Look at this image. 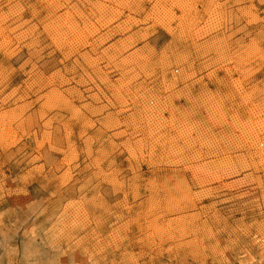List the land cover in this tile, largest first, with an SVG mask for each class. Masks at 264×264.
Returning a JSON list of instances; mask_svg holds the SVG:
<instances>
[{
  "label": "rangeland",
  "instance_id": "1",
  "mask_svg": "<svg viewBox=\"0 0 264 264\" xmlns=\"http://www.w3.org/2000/svg\"><path fill=\"white\" fill-rule=\"evenodd\" d=\"M49 1L0 0V264H264V0Z\"/></svg>",
  "mask_w": 264,
  "mask_h": 264
},
{
  "label": "bare ground",
  "instance_id": "2",
  "mask_svg": "<svg viewBox=\"0 0 264 264\" xmlns=\"http://www.w3.org/2000/svg\"><path fill=\"white\" fill-rule=\"evenodd\" d=\"M47 1H48V0H47ZM50 1H51V0H50ZM50 1H49V2H50ZM117 1H118V0H117ZM125 1H126V0H125ZM125 1H124V2H125ZM140 1H141V0H140ZM18 2H19V1H18ZM54 2L56 3V1H54ZM67 2H68V1H67ZM86 2H87V0H86ZM94 2H95V1H94ZM99 2H100V1H99ZM108 2H109V1H108ZM120 2H121V1H120ZM120 2H119V3H120ZM157 2H158V1H157ZM175 2H177V1H175ZM186 2H187V1H186ZM193 2H194V1H193ZM196 2H197V1H196ZM46 3H47V2H46ZM88 3H89V1H88ZM88 3H86V4H88ZM90 3H91V2H90ZM134 3H135V2H134ZM160 3H161V2H160ZM170 3H171V2H170ZM181 3H182V2H181ZM187 3H188V2H187ZM187 3H186V5H187ZM15 4H16V3H15ZM18 4H20V3H18ZM59 4H60V3H59ZM59 4H58V6H59ZM91 4H92V3H91ZM101 4H102V3H101ZM104 4H105V3H104ZM123 4H124V3H123ZM123 4H121V6H123ZM126 4H127V3H126ZM153 4H154V3H153ZM178 4H180V3H178ZM182 4H183V3H182ZM182 4H181V5H182ZM97 5H98V3H97ZM105 5H106V4H105ZM105 5H102V6H104V8H105ZM108 5H109V4H108ZM115 5H117V4H115ZM155 5H156V3H155ZM158 5H159V4H158ZM158 5H157V6H158ZM193 5H194V4H193ZM193 5H192V6H193ZM58 6H57V8H58ZM91 6H92V5H91ZM119 6H120V5H119ZM163 6H164V5H163ZM175 6H177V5H175ZM184 6H185V5H184ZM68 7H69V6H68ZM77 7H78V6H77ZM96 7H97V6H96ZM99 7H100V6H99ZM99 7H98V10H97V11H100ZM108 7H110V6H108ZM129 7H130V6H129ZM159 7H160V6H159ZM63 8H64V7H63ZM78 8H79V7H78ZM100 8H101V7H100ZM181 8H182V7H181ZM184 8H185V7H184ZM42 9H43V8H42ZM60 9H61V8H60ZM73 9H74V7H73ZM73 9H72V10H73ZM96 9H97V8H96ZM131 9H132V8H131ZM154 9H155V8H154ZM161 9H162V12H163L164 9H163V8H161ZM168 9H169V8H168ZM190 9H192V8H190ZM8 10H9V9H8ZM55 10H56V7H55ZM72 10H71V11H72ZM79 10H80V8H79ZM104 10H105V9H104ZM109 10H110V9H109ZM157 10H158V8H157ZM169 10H171V9H169ZM182 10H184V9H182ZM195 10H196V9H195ZM195 10H194V11H195ZM56 11H57V10H56ZM58 11H59V10H58ZM80 11H81V10H80ZM117 11H118V9H117ZM128 11H129V9H128ZM159 11H160V10H159ZM159 11H158V12H159ZM53 12H54V11H53ZM64 12H67V11L64 10ZM103 12H104V11H103ZM112 12H113V11H112ZM118 12H119V11H118ZM130 12H131V11H130ZM133 12H134V11H133ZM152 12H153V10H152ZM154 12H155V11H154ZM158 12H157V13H158ZM183 12H185V11H183ZM187 12H188V11H187ZM2 13H3V12H2ZM68 13H70V11H69ZM74 13H75V12H74ZM92 13H93V12H92ZM155 13H156V12H155ZM157 13H156V14H157ZM160 13H161V12H160ZM160 13H159V14H160ZM185 13H186V12H185ZM185 13H184V14H185ZM189 13H190V12H189ZM189 13H187V14H189ZM61 14H62V13H61ZM63 14H64V13H63ZM66 14H67V13H66ZM66 14H65V15H66ZM70 14H71V13H70ZM70 14H69V15H70ZM79 14H80V13H79ZM82 14H83V13H82ZM99 14H101V13H99ZM112 14H113V13H112ZM116 14L118 15L117 12H116ZM146 14H147V13H146ZM156 14H155V15H156ZM163 14H164V16L166 15L165 13H163ZM163 14H162V15H163ZM170 14H171V13H170ZM192 14H193V13H192ZM195 14H196V13H195ZM65 15H63V16H65ZM108 15H109V14H107V16H108ZM155 15H154V16H155ZM162 15H161V16H162ZM1 16H2V15H1ZM32 16H33V15H32ZM39 16L41 17V19H39V20H40V23H44V22H46V19H47V18H46V19L43 18V13H42V11H40ZM63 16H62V17H63ZM67 16H68V15H67ZM81 16H82V15H81ZM93 16H95V15H93ZM96 16H97V15H96ZM110 16H112V15H110ZM115 16H116V15H115ZM164 16H163V17H164ZM171 16H172V15H171ZM180 16H181V15H180ZM191 16H192V15H191ZM3 17H4V16H3ZM57 17H58V19H59V16H57ZM57 17H55V18H57ZM71 17H72V16H71ZM82 17H85V15L82 16ZM98 17H99V16H98ZM182 17H183V16H182ZM184 17H185V16H184ZM186 17H188V16H186ZM1 18H2V17H1ZM53 18H54V17H53ZM55 18H54V19H55ZM65 18H66V17H65ZM77 18H78V17H77ZM85 18H86V17H85ZM113 18H114V17H113ZM113 18H112V19H113ZM118 18H119V17H118ZM149 18H150V17H149ZM166 18H167V17H166ZM50 19H51V18H50ZM83 19H84V18H83ZM87 19H88V18H87ZM95 19H96V18H95ZM97 19H98V18H97ZM108 19H109V18H108ZM116 19H117V18H116ZM130 19H131V18H130ZM132 19H133V18H132ZM135 19H136V18H135ZM144 19H145V18H144ZM154 19H156V18H154ZM188 19H189V18H188ZM25 20H26V19H25ZM55 20H57V19H55ZM65 20H66V19H65ZM67 20H68V19H67ZM72 20H73V19H72ZM74 20H75V19H74ZM81 20H82V19H81ZM88 20H89V19H88ZM109 20H110V19H109ZM114 20H115V19H114ZM180 20H181V19H180ZM184 20H185V19H184ZM189 20H190V19H189ZM50 21H51V20H50ZM50 21H49V22H50ZM57 21H58V20H57ZM62 21H63V20H62ZM62 21H61V23H62ZM82 21H84V20H82ZM94 21H95V20H94ZM107 21H108V20H107ZM112 21H113V20H112ZM115 21H116V20H115ZM132 21H133V20H132ZM142 21H143V20H142ZM2 22H3V21H2ZM52 22H53V20H52ZM64 22H65V21H64ZM70 22H71V21H70ZM72 22H73V21H72ZM89 22H91V21H89ZM96 22H97V21H96ZM135 22H137V20H136ZM135 22H134V23H135ZM155 22H156V21H155ZM169 22H170V21H169ZM189 22H190V21H189ZM47 23H48V22H47ZM56 23H57V22H56ZM56 23H55V24H56ZM58 23H60V22L58 21ZM65 23H67V22H65ZM76 23H77V22H76ZM76 23H75V25H76L77 28H78V25H77ZM92 23H93V22H92ZM101 23H103V22H101ZM107 23H108V22H107ZM124 23H126V22H124ZM164 23H165V22H164ZM178 23H179V22H178ZM51 24L54 25V22L51 23ZM62 24H63V23H62ZM69 24H70V23H69ZM84 24H85V23H84ZM103 24H104V23H103ZM105 24H106V23H105ZM45 25H46V24H45ZM45 25H44V26H45ZM53 25H52V27H53ZM57 25H58V24H57ZM73 25H74V24H73ZM75 25H74V26H75ZM0 26H1V25H0ZM32 26H33V25H32ZM58 26H59V25H58ZM63 26H64V25H63ZM65 26H66V25H65ZM67 26H68V24H67ZM71 26H72V24H71ZM88 26H90V25H88ZM217 26H218V25H217ZM54 27H55V26H54ZM54 27H53V28H54ZM92 27H93V26H92ZM47 28H48V26H47ZM50 28H51V27H50ZM57 28H58V27H57ZM59 28H61V27H59ZM69 28H70V26H68V28H65V29H68V30H69ZM87 28H88V27H87ZM90 28H91V27H90ZM94 28H95V27H94ZM43 29H44V27H43ZM45 29H46V27H45ZM83 29H84V28H83ZM85 29H86V28H85ZM218 29H219V28H218ZM0 30H2V29H0ZM5 30H6V29H5ZM47 30H48V29H46V31H47ZM50 30H51V29H50ZM55 30H56V29H55ZM55 30H54V32H55ZM57 30H58V29H57ZM63 30H64V29H63ZM71 30H72V29H71ZM74 30H76L75 27H74ZM86 30H87V29H86ZM93 30H94V29H93ZM144 30H145V29H144ZM144 30H143V31H144ZM210 30H211V29H210ZM59 31H60V29L58 30V32H59ZM66 31H67V30H66ZM72 31H73V30H72ZM79 31H82V30H79ZM88 31H91V29L88 30ZM88 31H86V32L88 33ZM94 31H95V30H94ZM9 32H10V30H9ZM11 32H12V31H11ZM52 32H53V31H51V33H52ZM83 32H84V31H83ZM168 32H169V29H168ZM211 32H212V31H211ZM2 33H3V31H2ZM47 33H49V31H48ZM55 33H56V32H55ZM61 33L63 34L62 31H61ZM69 33H70V32H68V34H69ZM75 33H76V32H75ZM77 33H78V32H77ZM93 33H94V32H93ZM198 33H199V32H198ZM0 34H1V32H0ZM58 34H59V33H58ZM58 34H57V36H58ZM62 34H61V35H62ZM208 34H209V33H208ZM47 35H48V34H47ZM51 35L54 36V34H51ZM63 35H64V34H63ZM63 35H62V36H63ZM66 35H67V34H66ZM80 35H81V34H80ZM80 35H78V36H80ZM90 35H91V34H90ZM90 35H88V36H90ZM0 36H1V35H0ZM27 36H28V35H27ZM48 36H49V35H48ZM55 36H56V35H55ZM55 36H54V37H55ZM57 36H56V37H57ZM83 36H84V35H83ZM129 36H131V35H129ZM191 36H192V35H191ZM197 36H199V35H197ZM63 37H65V36H63ZM63 37H62V38H63ZM16 38H17V37H16ZM60 38H61V37H60ZM67 38H68V37H67ZM75 38H77V37H75ZM197 38H198V37H197ZM49 39H50V38H49ZM55 39H56V38H55ZM63 39H64V38H63ZM78 39H79V38H78ZM78 39H76V40H78ZM85 39H86V38H85ZM124 39H125V38H124ZM124 39H123V40H124ZM57 40H58V39H57ZM104 40H105V39H104ZM108 40H109V39H108ZM193 40H194V39H193ZM7 41H8V40H7ZM7 41H6V42H7ZM52 41H53V39H52ZM58 41H59V40H58ZM71 41H73V40H71ZM71 41H70V42H71ZM84 41H85V40H84ZM217 41H218V40H217ZM4 42H5V41H4ZM54 42L56 43L55 40H54ZM54 42H53V43H54ZM61 42H62V41H61ZM68 42H69V40H68ZM68 42H67V43H68ZM100 42H101V41H100ZM124 42H126V41H124ZM57 43H58V42H57ZM63 43H65V42H63ZM63 43H62V44H63ZM5 44H6V43H5ZM70 44H72V43H70ZM122 44H123V43H122ZM127 44H128V43H127ZM198 44H199V43H198ZM216 44H217V43H216ZM55 45H57V44H55ZM65 45H66V44H65ZM74 45H75V44H74ZM123 45H124V44H123ZM129 45H130V44H129ZM3 46H4V45H3ZM87 46H88V45H87ZM127 46H128V45H127ZM32 47H34V46H32ZM129 47H130V46H129ZM61 48H62V47H61ZM1 49H2V47H1ZM29 49H30V48H29ZM68 49H69V48H68ZM94 49H95V48H94ZM127 49H128V48H127ZM92 50H93V49H92ZM150 50H151V49H150ZM255 50H256V49H255ZM85 52H86V51H85ZM85 52H84V53H85ZM92 52H93V51H92ZM101 52H103V51L101 50ZM249 52H250V51H249ZM249 52H248V53H249ZM258 52H259V51H258ZM67 53H68V52H67ZM87 53H88V52H87ZM222 53H223V52H222ZM224 53H225V52H224ZM251 53H252V52H251ZM253 53H254V51H253ZM94 54H95V53H94ZM103 54H104V53H103ZM118 54H119V53H118ZM255 54H256V53H255ZM69 55H70V54H69ZM224 55H225V54H224ZM257 55H258V54H257ZM261 55H262V54H261ZM80 56H81V55H80ZM64 57H65V56H64ZM84 57H85V56H84ZM116 57H119V56H116ZM142 57H143V55H142ZM225 57H226V56H225ZM225 57H224V58H225ZM238 57L240 58V56H238ZM238 57H237V58H238ZM122 58H123V57H122ZM241 58H242V57H241ZM254 58H255V57H254ZM254 58H253V59H254ZM263 58H264V57H263ZM81 59H82V58H81ZM92 59H93V58H92ZM94 59H95V57H94ZM94 59H93V60H94ZM114 59H115V58H114ZM143 59H144V57H143ZM213 59H214V58H213ZM222 59H223V58H222ZM242 59H243V58H242ZM242 59H241V60H242ZM118 60H119V59H118ZM215 60H216V59H215ZM225 60H226V59H225ZM238 60H239V59H238ZM90 61H91V60H90ZM146 61H147V60H146ZM91 62H92V61H91ZM122 62H123V61H122ZM241 62H242V61H241ZM93 63H94V62H93ZM143 63H144V62H143ZM89 64H90V63H89ZM97 64H98V63H97ZM123 64H124V63H123ZM241 64H243V63H241ZM246 64H247V63H246ZM91 65H92V64H91ZM94 65H95V64H94ZM124 65H125V64H124ZM124 65H123V66H124ZM244 65H245V64H244ZM244 65H243V66H244ZM30 66H31V65H30ZM213 66H214V65H213ZM23 67H24V66H23ZM92 67H93V65H92ZM238 67H239V66H238ZM105 68H106V67H105ZM17 69H18V68H17ZM38 69H39V68H38ZM81 69H82V68H81ZM98 69H99V68H98ZM242 69H243V68H242ZM249 69H250V68H249ZM39 70H40V69H39ZM225 70H226V69H225ZM4 71H5V70H4ZM58 71H59V70H58ZM60 71H61V70H60ZM93 71H94V70H93ZM99 71H100V70H99ZM126 71H127V70H126ZM132 71H133V69H132ZM250 71H251V70H250ZM31 72H32V71H31ZM34 72H35V71H34ZM34 72H33V73H34ZM65 72H66V71H65ZM127 72H128V71H127ZM57 73H58V72H57ZM241 73H242V72H241ZM244 73H245V72H244ZM0 74H1V72H0ZM30 74H31V73H30ZM35 74H36V73H35ZM52 74H53V73H51V75H52ZM55 74H56V72H55ZM55 74H54V75H55ZM58 74H59V73H58ZM61 74H62V73H61ZM103 74H104V73H103ZM126 74H127V73H126ZM7 75H8V74H7ZM80 75H81V74H80ZM96 75H97V74H96ZM239 75H240V74H239ZM250 75H251V74H250ZM49 76H50V75H49ZM59 76H60V75H59ZM61 76H62V75H61ZM32 77H33V76H32ZM56 77H58V76H56ZM81 77H82V75H81ZM98 77H99V76H98ZM51 78H53V77L51 76ZM62 78H63V77H61V79H62ZM73 78H74V77H73ZM6 79H7V78H6ZM6 79H5V80H6ZM80 79H82V78H80ZM80 79H79V80H80ZM263 79H264V78H263ZM64 80H65V79H64ZM91 80H92V79H91ZM107 80H108V79H107ZM56 81H57V78H56ZM61 81H62V80H61ZM68 81H69V80H68ZM76 81H78V79H77ZM81 81H82V80H81ZM81 81H80V82H81ZM130 81H131V78H130ZM132 81H133V80H132ZM132 81H131V82H132ZM237 81H238V80H237ZM31 82H32V81H31ZM54 82H55V81H54ZM63 82H65V81H63ZM66 82H67V80H66ZM105 82H106V81H105ZM131 82H130V83H131ZM165 82H166V81H165ZM52 83H53V82H52ZM56 83H57V82H56ZM61 83H62V82H60V85H61ZM77 83H78V82H77ZM234 83H235V82H234ZM63 84H64V83H63ZM66 84H67V83H66ZM128 84H129V83H128ZM25 85H26V84H25ZM31 85H32V84H31ZM35 85H36V84H35ZM41 85H42V84H41ZM57 85H58V83H57ZM64 85H65V84H64ZM123 85H124V84H123ZM263 85H264V84H263ZM0 86H1V84H0ZM126 86H127V85H126ZM235 86H236V84H235ZM28 87H29V86H28ZM43 87H44V86H43ZM49 87H50V86H49ZM140 87H141V86H140ZM140 87H139V88H140ZM198 87H199V86H198ZM239 87H240V86H239ZM25 88H26V87H25ZM53 88H54V87H53ZM55 88H56V87H55ZM68 88H69V87H68ZM97 88H98V87H97ZM122 88H123V87H122ZM63 89H65V88H63ZM241 89H242V88H241ZM29 90H30V89H29ZM51 90H52V89H51ZM51 90H50V91H51ZM53 90H54V89H53ZM53 90H52V91H53ZM89 90H90V89H89ZM260 90H261V89H260ZM12 91H13V89H12ZM55 91H56V90H55ZM262 91H263V90H262ZM14 92H15V91H14ZM25 92H26V91H25ZM73 92H74V91H73ZM144 92H145V91H144ZM11 93H12V92H11ZM58 93H59V92H58ZM76 93H77V92H76ZM80 93H81V92H80ZM103 93H104V92H103ZM67 94H68V92H67ZM70 94H71V93H70ZM72 94H73V93H72ZM74 94H75V93H74ZM259 94H260V93H259ZM47 95H48V94H47ZM55 95H56V94H55ZM77 95H78V94H77ZM118 95H119V94H118ZM131 95H132V94H131ZM140 95H141V94H140ZM44 96H45V94H44ZM80 96H82V95L79 94V98H80ZM135 96H136V95H135ZM153 96H154V95H153ZM239 96H240V95H239ZM11 97H12V96H11ZM38 97H39V96H38ZM41 97H42V95H41ZM48 97H49V96H48ZM64 97H65V96H64ZM76 97H77V96H76ZM88 97H89V96H88ZM118 97H119V96H118ZM138 97H139V96H138ZM142 97H143V96H142ZM155 97H156V96H155ZM254 97H255V96H254ZM49 98H51V97H49ZM52 98H53V97H52ZM52 98H51V99H52ZM134 98H135V97H134ZM136 98H137V97H136ZM163 98H164V97H163ZM168 98H169V97H168ZM18 99H19V97H18ZM23 99H24V98H23ZM39 99H40V98H39ZM60 99H61V98H60ZM251 99H252V98H251ZM64 100H65V99H64ZM67 100H68V99H67ZM83 100H84V99H83ZM107 100H108V99H107ZM143 100H144V99H143ZM157 100H158V99H157ZM165 100H166V99H165ZM44 101H45V100H44ZM49 101H50V99H49ZM52 101H53V100H52ZM57 101H58V100H57ZM94 101H95V100H94ZM145 101H146V100H145ZM242 101H243V100H242ZM46 102H47V101H46ZM63 102H64V101H63ZM98 102H99V101H98ZM108 102H109V101H108ZM153 102H154V101H153ZM153 102H152V103H153ZM158 102H159V101H158ZM25 103H26V102H25ZM28 103H29V102H28ZM28 103H27V104H28ZM94 103H95V102H94ZM142 103H143V102H142ZM156 103H157V102H156ZM29 104H30V103H29ZM66 104H67V103H66ZM150 104H151V103H150ZM20 105H21V104H20ZM20 105H19V106H20ZM49 105H50V104H49ZM67 105H68L67 108L70 109L71 114H73L74 110H76L75 107L71 105V102L68 103ZM154 105H156V104H154ZM170 105H172V104H170ZM19 106H18V107H19ZM40 106H41V105H40ZM57 106H58V105H57ZM245 106H246V105H245ZM251 106H252V105H251ZM47 107H48V106H47ZM50 107H51V106H50ZM254 107H255V106H254ZM256 107H257V106H256ZM19 108H20V107H19ZM21 108H23V107H21ZM42 108H43V107H42ZM48 108H49V107H48ZM53 108H54V107H53ZM163 108H164V107H163ZM166 108H167V106H166ZM15 109H16V108H15ZM23 109H24V108H23ZM138 109H139V108H138ZM8 110H9V109H8ZM11 110H12V109H10V111H11ZM124 110L126 111V109H124ZM127 110H128V109H127ZM146 110H147V109H146ZM249 110H250V109H249ZM254 110H255V109H254ZM15 111H16V110H15ZM18 111H20V109H19ZM187 111H188V110H187ZM1 112H2V111H1ZM5 112H6V111H5ZM5 112H4V113H5ZM149 112H150V111H149ZM152 112H153V111H152ZM154 112H155V110H154ZM158 112H159V111H158ZM189 112H190V111H189ZM254 112H255V111H254ZM9 113H10V112H9ZM76 113H77V112H76ZM190 113H191V112H190ZM262 113H263V112H262ZM22 114H23V113H22ZM141 114H142V113H141ZM146 114H147V113H146ZM201 114H202V113H201ZM256 114H257V113H256ZM4 115H5V114H4ZM10 115H11V114H10ZM80 115H81V114H80ZM0 116H1V115H0ZM6 116H7V115H6ZM13 116L15 117L16 115H13ZM13 116H12V117H13ZM20 116H21V115H20ZM168 116H169V115H168ZM183 116H184V115H183ZM255 116H256V115H255ZM255 116H254V117H255ZM4 117H5V116H4ZM8 117H9V114H8ZM12 117H11V118H12ZM14 117H13V118H14ZM152 117H153V116H152ZM0 118H1V117H0ZM9 118H10V117H9ZM9 118H6V119H9ZM140 118H141V117H140ZM233 118H234V117H233ZM249 118H250V117H249ZM1 119H3V118H1ZM18 119H19V118H18ZM18 119H17V120H18ZM210 119H211V118H210ZM14 120H15V119H14ZM14 120H13V123H14ZM24 120H25V119H24ZM141 120H142V119H141ZM151 120H152V119H151ZM154 120H155V119H154ZM9 121H10V120H9ZM31 121H32V120H31ZM211 121H212V120H211ZM211 121H209V122H211ZM0 122H3V121L1 120ZM4 122H6V121H4ZM167 122H168V121H167ZM247 122H248V121H247ZM258 122H259V121H258ZM8 123H9V122H8ZM18 123H19V122H18ZM18 123H17V124H18ZM22 123H23V122H22ZM24 123H25V122H24ZM141 123H142V122H141ZM150 123H151V122H150ZM155 123H156V122H155ZM158 123H159V122H158ZM184 123H185V122H184ZM187 123H188V122H186V124H187ZM195 123H196V122H195ZM244 123H245V122H244ZM244 123H243V124H244ZM250 123H251V122H250ZM2 124H3V123H2ZM5 124H6V123H5ZM19 124H21V123H19ZM148 124H149V123H148ZM148 124H147V125H148ZM170 124H171V123H170ZM78 125H79V124H78ZM90 125H91V124H90ZM152 125H153V124H152ZM183 125H184V124H183ZM183 125H182V126H183ZM237 125H238V123H237ZM246 125H247V124H246ZM257 125H260V124H257ZM1 126H2V125H1ZM139 126H141V125H139ZM165 126H166V125H165ZM170 126H171V125H170ZM186 126H188V125H186ZM186 126H185V127H186ZM234 126H235V125H234ZM250 126H251V125H250ZM262 126H264V125H262ZM11 127H12V126H11ZM65 127H66V126H65ZM142 127H143V126H142ZM159 127H160V126H159ZM188 127H189V126H188ZM193 127H194V126H193ZM9 128H10V126H9ZM9 128H8V129H9ZM16 128H17V127H16ZM18 128H19V127H18ZM134 128H135V127H134ZM134 128H132V129L134 130ZM136 128H137V127H136ZM140 128H141V127H140ZM140 128H138V129H140ZM144 128H145V127H144ZM147 128H150V127H147ZM154 128H155V127H154ZM172 128H173V127H172ZM178 128H179V127H178ZM181 128H182V127H181ZM183 128H184V127H183ZM194 128H195V127H194ZM250 128H252V127H250ZM256 128H257V127H256ZM259 128H260V126H259ZM261 128H262V127H261ZM6 129H7V128H6ZM145 129H146V128H145ZM156 129H157V127H156ZM176 129H177V128H176ZM187 129H188V128H187ZM207 129H208V128H207ZM238 129H239V128H238ZM254 129H255V128H254ZM262 129H263V128H262ZM1 130L3 131L2 128H1ZM12 130H13V129H12ZM135 130H136V129H135ZM151 130H152V129H151ZM183 130H184V129H183ZM192 130H193V129H192ZM243 130H244V129H243ZM243 130H242V132H243ZM249 130H250V129H249ZM258 130H259V129H258ZM260 130H261V129H260ZM137 131H138V130H137ZM176 131H177V130H176ZM176 131H175V132H176ZM184 131H185V130H184ZM196 131L198 132V130H196ZM210 131H211V130H210ZM9 132H10V131H9ZM44 132H45V131H44ZM134 132H135V131H134ZM144 132H145V131H144ZM156 132H157V131H156ZM186 132H187V131H186ZM186 132H185V133H186ZM191 132H193V131H191ZM194 132H195V131H194ZM254 132H255V131H254ZM256 132H257V131H256ZM34 133H35V132H34ZM34 133H33V134H34ZM130 133H131V132H130ZM132 133H133V132H132ZM139 133H140V130H139ZM139 133H138V134H139ZM145 133H146V132H145ZM189 133H190V132H189ZM189 133H188V134H189ZM211 133H212V132H211ZM260 133H261V132H260ZM1 134H2V133H1ZM44 134H45V133H44ZM146 134H147V133H146ZM178 134H179V133H178ZM181 134H182V133H181ZM181 134H180V135H181ZM183 134H184V133H183ZM183 134H182V135H183ZM212 134H213V133H212ZM256 134H257V133H256ZM261 134H262V133H261ZM49 135H50V134H49ZM130 135H131V134H129V136H130ZM140 135H141V134H140ZM205 135H206V134H205ZM47 136H48V135H46V137H47ZM69 136H70V135H69ZM184 136H185V135H183V137H184ZM188 136H189V135H188ZM214 136H215V135H214ZM0 137H1V136H0ZM5 137H6V135H5ZM43 137H44V136H43ZM132 137H134V136H132ZM132 137H131V138H132ZM136 137H137V136H136ZM147 137H148V136H147ZM167 137H168V136H167ZM176 137H177V136H176ZM176 137H175V138H176ZM258 137H259V136H258ZM15 138H16V137H14V139H15ZM127 138H128V137H127ZM191 138H192V137H191ZM214 138H215V137H214ZM261 138H262V137H261ZM2 139H4V138H2ZM14 139H13V140H14ZM21 139H22V138H21ZM41 139H42V136H41ZM44 139H45V138H44ZM46 139H47V138H46ZM143 139H144V138H143ZM184 139H185V138H184ZM189 139H190V137H189ZM227 139H228V138H227ZM248 139H249V138H248ZM253 139H254V138H253ZM258 139H259V138H258ZM36 140H37V139H36ZM48 140H49V139H48ZM172 140H173V139H172ZM177 140H178V139H177ZM216 140H217V139H216ZM19 141H20V140H19ZM46 141H47V140H46ZM49 141H50V140H49ZM49 141H48V142H49ZM127 141H129V140L127 139ZM138 141H141V140L138 139ZM204 141H206V140H204ZM210 141H211V140H210ZM4 142H5V141H4ZM53 142H54V141H53ZM188 142H189V141H188ZM17 143H18V142H17ZM42 143H43V142H42ZM44 143H45V142H44ZM129 143H130V142H129ZM132 143H134V141H132ZM138 143H139V142H138ZM209 143H210V142H209ZM121 144H122V143H121ZM121 144H120V145H121ZM124 144H125V143H124ZM8 145H11V144L9 143ZM38 145H39V144H38ZM128 145H129V144H128ZM128 145H127V146H128ZM140 145H141V144H140ZM142 145H143V144H142ZM142 145H141V146H142ZM213 145H214V142H213ZM231 145H232V144H231ZM2 146H3V145H2ZM2 146H1V147H2ZM138 146H139V144H138ZM141 146H140L139 148H142ZM146 146H147V145H146ZM204 146H205V144H204ZM207 146H208V144H207ZM211 146H212V145H211ZM211 146H210V147H211ZM261 146H262V144H261ZM13 147H14V146H13ZM37 147H38V146H37ZM134 147H135V146H134ZM136 147H137V146H136ZM136 147H135V151H136ZM150 147H151V146H150ZM16 148H17V147H16ZM16 148H15V149H16ZM19 148H20V147H19ZM40 148H41V146H40ZM124 148H125V147H124ZM139 148H138V149H139ZM180 148H181V147H180ZM217 148H218V147H217ZM263 148H264V147H263ZM69 149H70V148H69ZM86 149H87V147H86ZM132 149H133V148H132ZM171 149H172V148H171ZM212 149H213V148H212ZM53 150H54V149H53ZM169 150H170V149H169ZM215 150H216V149H215ZM60 151H61V150H60ZM120 151H121V150H120ZM126 151H127V150H126ZM128 151H129V149H128ZM135 151L133 150L132 152H135ZM137 151H139V150H137ZM140 151H142V150H140ZM140 151H139V152H140ZM178 151H179V150H178ZM219 151H220V150H219ZM261 151H262V150H261ZM214 152H215V151H214ZM128 153H129V152H128ZM130 153H131V152H130ZM135 153H136V152H135ZM142 153H143V151H142ZM209 153H210V152H209ZM220 153H221V151H220ZM263 153H264V152H263ZM74 154H76V153H74ZM139 154H140V153H139ZM148 154H150V153H148ZM168 154H169V153H168ZM130 155H131V154H130ZM141 155H142V154H141ZM218 155H219V154H218ZM71 156H72V155H71ZM175 156H176V154H175ZM216 156H217V155H216ZM37 157H38V156H37ZM199 157H200V156H199ZM202 157H203V156H202ZM31 158H32V157H31ZM263 158H264V157H263ZM64 159H65V158H64ZM154 159H155V158H154ZM200 160H202V159H200ZM129 162H130V161H129ZM260 162H261V161H260ZM65 163H66V162H65ZM176 163H177V162H176ZM66 164H67V163H66ZM211 164H212V163H211ZM254 164H255V163H254ZM217 165H218V164H217ZM35 167H36V166H35ZM221 167H222V166H221ZM67 168H68V167H67ZM65 169H66V168H65ZM241 169H242V168H241ZM249 169H250V168H249ZM37 170H38V169H37ZM186 170H187V169H186ZM194 170H195V169H194ZM211 170H212V169H211ZM65 171H66V170H65ZM67 171H68V170H67ZM69 172H70V171H69ZM212 172H213V171H212ZM70 173H71V172H70ZM70 173H69V174H70ZM111 173H112V172H111ZM203 173H204V172H203ZM2 174H3V173H2ZM61 174H64V173L61 172ZM67 174H68V173H67ZM67 174H66V175H67ZM114 174H115V172H114ZM117 175H118V174H117ZM194 175H195V174H194ZM211 175H212V174H211ZM61 176H63V175H61ZM214 176H215V175H214ZM25 177H26V176H25ZM66 177H67V176H66ZM69 177H70V175H69ZM69 177H68V178H69ZM22 178H23V177H22ZM60 178H61V177H60ZM62 178H63V177H62ZM114 178H115V177H114ZM47 179H48V178H47ZM64 179H65V178H64ZM70 179H71V178H70ZM247 180H248V178H247ZM60 181H62V180H60ZM65 181H66V180H65ZM66 182H67V181H66ZM64 183H65V182H64ZM108 183H109V182H108ZM173 183H174V182H173ZM184 183H185V182H184ZM46 184H47V182H46ZM46 184H45V185H46ZM228 186H229V185H228ZM113 192H114V191H113ZM178 192H179V191H178ZM198 192H199V191H198ZM200 192H201V191H200ZM193 194H194V193H193ZM182 195H183V193H182ZM197 195H198V194H197ZM205 195H206V194H205ZM124 196H125V195H124ZM183 196H184V195H183ZM193 196H195V195H193ZM198 197H199V196H198ZM198 197H197V198H198ZM206 197H207V196H206ZM189 200H190V199H189ZM119 202H120V201H119ZM73 203H74V202H73ZM167 203H168V202H167ZM126 204H127V203H126ZM68 205H69V204H68ZM72 205H73V204H72ZM79 206H80V205H79ZM64 207H65V206H64ZM64 207H63V208H64ZM81 207H82V206H81ZM153 207H154V206H153ZM67 209H68V208H67ZM167 209H168V208H167ZM65 210H66V209H65ZM78 210H79V209H78ZM63 211H64V210H63ZM65 212H66V211H65ZM127 212H128V211H127ZM62 213H63V212H62ZM82 213H83V212H82ZM190 214H191V213H190ZM190 214H189V215H190ZM194 214H195V213H194ZM196 214H197V212H196ZM76 215H77V214H76ZM76 215H75V216H76ZM159 215H160V214H159ZM161 215H162V214H161ZM70 216H71V215H70ZM86 216H87V215H86ZM183 216H184V215H183ZM190 216H191V215H190ZM82 217H83V216H82ZM88 217H90V216H88ZM159 217H160V216H159ZM177 217H178V216H177ZM193 217H194V216H193ZM84 218H85V217H84ZM75 219H76V218H75ZM151 219H153V218H151ZM190 219H191V218H190ZM161 220H162V219H161ZM170 220H172V218H171ZM179 220H180V219H179ZM179 220H178V221H179ZM183 220H184V219H183ZM97 221H98V220H97ZM152 221H154V220H152ZM162 221H164V220H162ZM168 221H169V219H168ZM173 221H176V219L173 220ZM181 221H182V218H181ZM185 221H186V220H185ZM189 221H190V220H189ZM160 222H161V221H160ZM170 222H171V221H170ZM31 223H32V222H31ZM151 223H152V222H151ZM161 223H162V222H161ZM161 223H160V224H161ZM166 223H169V222L166 221ZM188 223H189V222H188ZM146 224H147V223H146ZM162 224H163V223H162ZM21 225H22V224H21ZM156 225H158V224H156ZM165 225H166V224H165ZM165 225H164V226H165ZM168 225H170V224H168ZM65 226H66V225H65ZM150 226H151V225H150ZM158 226L160 227V225H158ZM19 227H20V226H19ZM151 227H152V226H151ZM154 227H156V226H154ZM159 227H158V228H159ZM160 228H161V227H160ZM169 228H170V227H169ZM170 229H171V228H170ZM181 229H183V228H181ZM159 230H162V229H159ZM163 230H164V229H163ZM165 230H167V229H165ZM156 231H157V230H156ZM182 231H183V230H182ZM203 231H204V230H203ZM154 232H155V231H154ZM162 232H164V231H162ZM167 232H168V230H167ZM183 232H184V231H183ZM90 233H91V232H90ZM3 234H4V233H3ZM73 234H74V233H73ZM111 234H112V233H111ZM155 234H156V233H155ZM166 234H168V233H166ZM187 234H188V233H187ZM6 235H7V234H6ZM21 235H22L23 239H24V238H31V237L34 235V225L29 224L28 226H26V227L22 230ZM149 235H150V234H149ZM160 235H161V234H160ZM170 235H171V234H170ZM172 235H173V234H172ZM172 235H171V236H172ZM200 235H201V234H200ZM90 236H91V235H90ZM164 236H165V235H164ZM167 236H168V235H167ZM168 237H170V236H168ZM168 237H167V238H168ZM172 237H173V236H172ZM172 237H171V238H172ZM171 238H169V239H171ZM160 239H161V238H160ZM172 239H173V238H172ZM195 241H196V240H195ZM197 241H198V240H197ZM199 241H200V240H199ZM181 244H182V243H181ZM140 245H141V244H140ZM162 245H163V244H162ZM158 246H159V245H158ZM160 246H161V245H160ZM168 248H169V247H168ZM141 254H142V253H141ZM183 255H184V254H183ZM150 256H151V255H150ZM150 258H151V257H150ZM89 259H90V258H89ZM94 263H95V262H94Z\"/></svg>",
  "mask_w": 264,
  "mask_h": 264
}]
</instances>
